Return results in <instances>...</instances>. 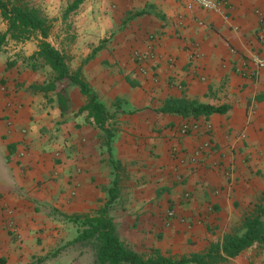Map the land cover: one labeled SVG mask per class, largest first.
<instances>
[{"label": "crops", "instance_id": "crops-1", "mask_svg": "<svg viewBox=\"0 0 264 264\" xmlns=\"http://www.w3.org/2000/svg\"><path fill=\"white\" fill-rule=\"evenodd\" d=\"M33 1L47 14L70 3ZM218 1L228 19L186 0H83L77 9L74 47H93L92 91L111 113L125 102L108 120L119 169L107 215L139 254L204 255L264 207V69L251 75L252 59H264V0ZM5 24L0 17L1 35ZM37 50L0 46V264H87L82 243L65 246L76 237L66 217L105 207L115 172L102 132L78 112L79 89L62 111L61 88L39 90L45 77L29 59ZM181 99L228 110L161 112ZM185 123L195 124L187 136ZM263 262L254 245L219 264Z\"/></svg>", "mask_w": 264, "mask_h": 264}, {"label": "trees", "instance_id": "trees-1", "mask_svg": "<svg viewBox=\"0 0 264 264\" xmlns=\"http://www.w3.org/2000/svg\"><path fill=\"white\" fill-rule=\"evenodd\" d=\"M22 0H0V16L7 25L6 32L0 37V44L6 36L16 39L18 36L33 35L37 40L38 50L29 59H38L49 67L56 81H66L77 87L85 103L78 110L79 114L86 113L88 119L102 132V143L108 154V162L112 166L115 176L113 186L109 190V199L102 209L93 216H71L67 220L75 226L76 237L65 246L74 243H89L94 252V264H219L227 259H234L242 251L256 245L264 250V223L261 220L264 207L257 209L256 215L245 220L243 233L240 235H226L221 243L211 244L204 255H192L178 260L163 257L156 251L150 254H139L129 248L118 236L112 220L107 215L108 206L115 200L117 191L118 162L114 157V143L116 131L108 120L116 117L117 112L125 104L117 101L114 112L107 111L89 84L82 78L80 69L71 73L63 55L49 42L51 24L36 9L28 6H19ZM82 2L76 0L69 6L68 11H73ZM144 12L136 13L140 16ZM54 90L55 86H50ZM63 89L58 93L59 101ZM61 111L64 105L60 103ZM227 107H213L195 101L170 100L165 104L162 113H174L183 117L199 116L209 117L212 114H222ZM63 246V247H65Z\"/></svg>", "mask_w": 264, "mask_h": 264}, {"label": "rangeland", "instance_id": "rangeland-1", "mask_svg": "<svg viewBox=\"0 0 264 264\" xmlns=\"http://www.w3.org/2000/svg\"><path fill=\"white\" fill-rule=\"evenodd\" d=\"M75 1L76 0H70V3L67 4V6L61 7L60 9L56 10L53 14H47L45 12L46 8H43L41 5H36L33 0H22L17 4L21 7L28 6L31 8H36L42 14V16L51 24L53 31L52 32L50 31V36H49L50 43L63 55L65 62L71 73L77 72L79 68H82L86 71L88 80H86L83 76L82 78L86 82L88 81V83L90 84V88L93 90V62H91V60L93 59V47L87 48L88 50L87 54H85V51L81 52L79 48L74 47L76 40L75 37L76 33L73 26L75 27V23L78 22L76 17L79 10L77 9L79 8V5L82 3L81 2L76 9L69 12L68 11L69 6L73 5ZM89 7L90 6H87L86 8L80 10L84 12L85 9L89 10ZM90 11H92L93 13V9H91ZM89 24H93V19L92 21H89ZM1 36L2 35L0 33V37ZM9 41H13L14 43L27 42L31 50H33L34 46L37 47L38 45L37 40L34 38V36L28 35V36H20V37L18 36L16 39H12L8 37L7 41L6 39H4V41L0 44V46L6 47ZM105 42H107V40L101 41L98 47L100 48L101 45H103V43ZM31 66L34 67L36 70H39L41 73H43V76L45 77L44 83L38 85L39 90H46L45 92H48L50 86H55V88L63 89L64 92L66 93V96H62V98L60 99V103L65 105L67 103L69 95L74 94L75 87H73V85L69 84L66 81H56L54 79V74L51 72L49 67L36 58H34V60L32 61ZM99 138H100L99 139L100 142L102 143V134L99 136ZM102 150L105 152V147H103ZM86 215L93 216L94 215L93 209H91L90 212ZM86 215H79V216H86ZM81 249L85 250L87 254L92 253V256L87 255L86 259H87V264H94V252L91 247V244L82 243ZM141 253L149 254V252L146 250H144ZM262 264H264V262Z\"/></svg>", "mask_w": 264, "mask_h": 264}, {"label": "built area", "instance_id": "built-area-1", "mask_svg": "<svg viewBox=\"0 0 264 264\" xmlns=\"http://www.w3.org/2000/svg\"><path fill=\"white\" fill-rule=\"evenodd\" d=\"M190 5L197 6L198 8L208 12V13H216L224 17V19H228L227 14L225 13L224 3L218 0H186ZM234 53L233 50H231ZM252 63L254 65V69L251 73L253 77L257 76L260 71L264 69V59L261 56H256L252 59ZM195 130V124H183L179 132L183 136H187L190 133H193ZM202 151L196 149L192 152L189 157V162L197 163L199 158L201 157Z\"/></svg>", "mask_w": 264, "mask_h": 264}]
</instances>
